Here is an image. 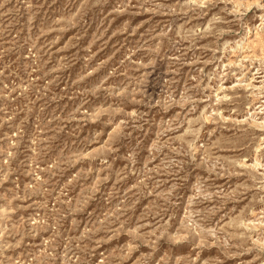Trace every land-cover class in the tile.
I'll return each instance as SVG.
<instances>
[{"label": "rangeland", "instance_id": "1", "mask_svg": "<svg viewBox=\"0 0 264 264\" xmlns=\"http://www.w3.org/2000/svg\"><path fill=\"white\" fill-rule=\"evenodd\" d=\"M0 264H264V0H0Z\"/></svg>", "mask_w": 264, "mask_h": 264}]
</instances>
